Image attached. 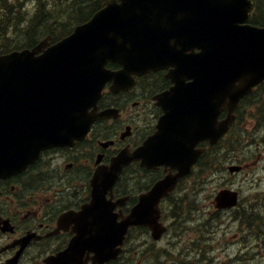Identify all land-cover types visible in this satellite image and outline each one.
Returning a JSON list of instances; mask_svg holds the SVG:
<instances>
[{
	"label": "water",
	"instance_id": "95a60500",
	"mask_svg": "<svg viewBox=\"0 0 264 264\" xmlns=\"http://www.w3.org/2000/svg\"><path fill=\"white\" fill-rule=\"evenodd\" d=\"M245 10L240 0H108L58 43L46 48L47 37L32 49L0 56V175L24 165L40 148L61 144L62 128L72 131L70 139H80L93 121L110 117L96 106L108 81L127 76L131 82L134 73L173 66L174 85L156 97L165 111L159 131L133 157L144 153L148 163H166L179 173L156 184L122 223L104 198L115 177L99 173L92 203L76 216L77 223L89 224L91 247L99 252L121 242L135 222L147 224L159 238L165 231L160 199L189 172L202 152L196 144L217 142L240 97L264 76V29L241 24ZM109 61L123 69H106ZM225 109L228 115L219 122ZM130 159L122 153L110 171L118 176ZM237 201L238 192L224 189L216 206ZM72 257L73 264H82Z\"/></svg>",
	"mask_w": 264,
	"mask_h": 264
},
{
	"label": "flooded vegetation",
	"instance_id": "af4514ba",
	"mask_svg": "<svg viewBox=\"0 0 264 264\" xmlns=\"http://www.w3.org/2000/svg\"><path fill=\"white\" fill-rule=\"evenodd\" d=\"M262 3L264 9V0ZM133 95H136L135 91L116 96L122 99L117 106L123 108V115H127L112 122L123 119L124 125L130 127L131 135L125 140H116L108 148L102 149L97 144L105 159L121 145H131L130 140L138 138L136 124L141 113L129 106L138 103ZM87 150V146L80 148L77 145L46 150L41 161L23 175L0 182V264H44L47 255L65 247L71 233L60 231L55 234L56 219L63 208H72L77 203L78 195L76 190L71 193L61 186L77 181V176L69 172L92 167L93 158ZM259 206L253 209L256 207L252 205L251 211L256 212L251 213L249 224L252 239L245 245V256L250 264H264V190ZM29 232L36 234L37 239L26 241ZM160 242L145 238L127 240L122 255L105 264H174L171 241L157 245Z\"/></svg>",
	"mask_w": 264,
	"mask_h": 264
},
{
	"label": "rangeland",
	"instance_id": "374dc122",
	"mask_svg": "<svg viewBox=\"0 0 264 264\" xmlns=\"http://www.w3.org/2000/svg\"><path fill=\"white\" fill-rule=\"evenodd\" d=\"M50 5L54 6L49 7ZM69 5L70 0H65L64 2L62 0H42V2L39 0H0V47L5 42L10 45L11 40L23 42L27 39L19 33L20 29L25 27L21 26L24 21L35 19L33 22L39 26V30L49 27L59 30V25H52L53 20L48 18V14H51L48 9L50 8L51 12L53 11V15H55L61 13ZM41 8H44L45 12L40 16L39 10ZM15 11H19L21 14L13 18ZM17 22L20 24V28L16 31L17 33L12 34V27ZM7 36L9 37L8 40H6ZM10 46L13 47L14 45ZM5 49L0 48V51ZM143 108L144 106H141L139 109L141 113ZM148 111L151 115V106L148 107ZM257 114L256 105L249 107L246 116L244 114L243 125L250 124L248 122L252 121V118H257ZM143 117H149V115L146 114ZM142 122L143 119L140 123V131H142ZM234 140L235 136L230 138L227 144ZM257 142H263V140L259 139ZM238 153H240V158L245 163H249L251 167L247 166L243 172L231 175L226 169L227 165L223 164L222 171L214 179L205 182L189 179L182 185L184 190H180L174 196L177 201L175 205L172 201L165 203L168 210L167 216L173 218V229H171L168 239L174 242L173 247L170 248L175 253L174 264H194L189 260H195L200 255L195 256L193 242H195L194 245L200 242L201 248L205 252V257L209 258V260L206 259L197 264H222V262L225 264H250L248 259L243 258L241 262H233L227 256L237 257L240 244L245 245L248 241L250 229L247 228V216H241V210L216 213L212 205V198L215 192L222 187L235 186L241 192V200H243L244 207L247 206L251 194L255 193L254 190L257 186L253 184L254 178L263 174V162L260 160L261 158L253 161L248 160L247 151ZM232 155L235 157V154ZM134 180L133 183L136 185V182H145L147 178L139 177L134 178ZM262 185L260 184L259 186ZM185 189H187V192H185ZM181 198L183 199L181 200ZM175 216L177 217L174 219ZM170 221L168 222L170 223ZM188 252L189 259H186ZM225 252H229V254ZM218 254L222 255L218 256ZM213 257L215 258L213 259ZM259 262L262 263L261 260Z\"/></svg>",
	"mask_w": 264,
	"mask_h": 264
},
{
	"label": "trees",
	"instance_id": "16d2710c",
	"mask_svg": "<svg viewBox=\"0 0 264 264\" xmlns=\"http://www.w3.org/2000/svg\"><path fill=\"white\" fill-rule=\"evenodd\" d=\"M64 1L65 0H62V2ZM105 1L106 0H70V5L68 6V8L64 9L59 14H55V15L48 14V18L52 20L62 19L61 23L54 22V24L59 25L58 29L60 30L59 32L60 34L61 32H66L68 28L70 27L72 28L77 22L88 19L92 15L93 12L100 9L104 5ZM40 2H42V0H40ZM52 6L54 5H50L49 7H52ZM48 10L51 13L50 8ZM44 12H45V9L41 8L39 10L40 16L43 15ZM17 16L18 15L15 14L14 18H16ZM36 17L38 16L36 15ZM33 20L35 19H31L28 23V26L24 28L22 27L19 31V33L22 36L27 38L25 41L23 42H21L20 40L18 42L14 40L10 41V43L15 44L13 46L14 48L23 47V46H33L37 43V41L39 40L38 37L45 31V29L39 30V26L35 25ZM21 26H25V23L24 22L21 23ZM19 28H20V24L17 22L14 29L18 31ZM48 31L52 33L53 35H55L54 38L58 37L54 29H50ZM150 87L151 85H148L147 89H149ZM205 156L206 157H205V160L203 161L204 162L203 166H205L206 171L208 172V170H210V167L212 166L211 160L215 159L216 154L211 152L210 154L207 153Z\"/></svg>",
	"mask_w": 264,
	"mask_h": 264
},
{
	"label": "bare ground",
	"instance_id": "6f19581e",
	"mask_svg": "<svg viewBox=\"0 0 264 264\" xmlns=\"http://www.w3.org/2000/svg\"><path fill=\"white\" fill-rule=\"evenodd\" d=\"M40 1V0H39ZM52 13V15H53V11L51 12ZM51 15V14H50ZM47 18V17H46ZM24 23H25V27L26 26H28V23H29V21H24ZM3 36H4V38H5V35L3 34ZM10 45H15V44H12V43H10Z\"/></svg>",
	"mask_w": 264,
	"mask_h": 264
}]
</instances>
